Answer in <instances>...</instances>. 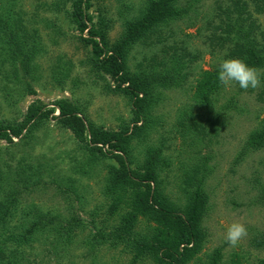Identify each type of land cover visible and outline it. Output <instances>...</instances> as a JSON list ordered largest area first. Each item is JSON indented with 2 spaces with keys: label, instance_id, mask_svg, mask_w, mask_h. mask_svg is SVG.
<instances>
[{
  "label": "rangeland",
  "instance_id": "1",
  "mask_svg": "<svg viewBox=\"0 0 264 264\" xmlns=\"http://www.w3.org/2000/svg\"><path fill=\"white\" fill-rule=\"evenodd\" d=\"M73 1L64 5L60 0H0V122L24 124L28 108L34 104L41 105L37 114L53 110L23 127L21 135H29L26 153L0 140V176L30 180L35 172L40 180L21 195L19 214L0 219V264H129L133 259L126 245L130 241L112 248L105 237L96 234H108L117 225V216L109 215L115 201H122L120 208L131 205L132 211L134 193L144 188L135 186L134 181L113 185L117 160L105 144L98 146L106 155L91 148L87 129L110 137L128 126L126 134L130 135L141 122H131V104L116 88L118 76L100 77L94 69L87 31L100 30L99 24L104 22L106 45H114L132 30L131 23L142 20L150 0H83L86 30L82 33L72 18ZM170 1L187 16L166 29L158 27L133 44L126 68L133 71L148 64L154 55L176 54L182 47H186L184 54L190 52L194 57L187 59L183 87L160 95L162 100L151 113L155 120L152 127L143 138L128 142L130 168L142 174L146 161L159 152V158L166 159V166L160 167L159 190L177 205L185 201L180 190L184 173L194 169L200 175L199 169L207 170L201 181L207 195L200 223L204 241L185 264H206L216 249L220 264H259L264 260V204L260 201L264 194V140L256 136H264V76L257 89L219 83V88L199 97L194 86L205 82L204 74L213 72L214 67L218 70L223 60L237 57L244 61L248 57L243 40L218 42L225 36L228 13L245 7L236 26L241 25L244 33L250 30L249 48L261 49L258 54L264 55V1ZM236 4L241 7L235 9ZM99 42L105 48L101 38ZM244 51L242 56L237 54ZM255 68L264 70V66ZM61 100L79 107L78 115L86 126L84 141L58 121L55 104ZM179 121L191 126L190 132H183ZM194 121L206 132H193ZM30 125L34 129L29 132ZM197 164L199 169L194 168ZM2 214L0 210V218ZM107 217L114 220L100 226ZM137 217V229L153 227L143 214ZM234 221L248 229L247 237L236 247L225 241L226 229ZM103 240L109 243L101 244ZM254 240L259 241L257 247ZM134 264H154V260L142 256Z\"/></svg>",
  "mask_w": 264,
  "mask_h": 264
},
{
  "label": "trees",
  "instance_id": "2",
  "mask_svg": "<svg viewBox=\"0 0 264 264\" xmlns=\"http://www.w3.org/2000/svg\"><path fill=\"white\" fill-rule=\"evenodd\" d=\"M60 1L64 5L69 2V0ZM82 4L83 0H74L72 2V18L81 33L86 30ZM174 4L176 3L170 0H150L142 20L131 23L130 28L132 30L127 35L122 36L114 45H106L103 36V33H105L103 32L104 22L99 24L100 30L98 28H91L87 31V43L92 46L90 62H92L94 69L100 77L102 74L109 75L110 77L118 76L116 88L119 91H123L128 102L131 104L133 115L131 122L134 124L141 122L140 126H134L130 135L126 134L128 126L125 127L126 130L114 133L110 137L104 132L99 133L95 131L93 128L87 129L90 137L89 144H93L91 148L102 152L98 145L105 144L110 147L108 150L109 155L117 160L119 168L112 173L115 181L113 185L119 186V184H128L134 181L137 183L135 186L144 188L140 192L134 193V209L132 211L129 210L131 205L120 208L123 204L122 201L120 199L115 201V206L112 209L110 208L109 215L117 216V225L112 227V231L108 234H103L102 231H97L96 234H101L103 238L105 237L110 242L112 248L120 247L125 242L130 241V243L126 244L129 250L133 252V259L129 264L137 263L142 256L154 260V264H185L201 249L204 241L205 234L201 229L200 223L205 213L207 195L202 191L201 181L205 179L208 171L199 169V164H197L194 168L199 169L200 175L194 169L185 172L182 185L180 186L185 201L178 205L172 204L163 195L162 191L159 190V187L162 185L159 180L160 167L166 166V159H160L157 155L159 152L152 155L149 161H146L148 165L141 174L130 168L132 157L130 149L127 146L128 142L134 137L143 138L144 132H148L152 124L155 123V120L151 118V113L162 100L160 95L166 90H176L183 87V80L186 76L183 71L187 59L190 61L194 57L190 52L184 54L183 52L186 51V47H182V52H177L176 54L163 52V56L154 55L148 64L145 66L140 64L133 71L126 68V58L133 44L141 41L143 38L146 39L148 37L147 34L151 35L155 33L158 27L166 29V27L174 22L187 16L188 13L185 10L176 8ZM239 7L241 6L235 5V9ZM244 12L245 7L237 10L234 14L228 13L226 16L225 36L223 38L220 37L219 40L216 39L221 43L225 41L230 43L235 38L237 41L243 40V44L248 47L246 49L248 57L244 61L252 67L264 66V55L258 54L261 49L255 50L254 48H249L251 45L249 43L250 30L244 33L241 25L236 26L239 23V19L243 18ZM2 33L6 35L5 32ZM99 37L103 40V45L105 46L103 49L101 48ZM3 41L6 45L10 44L9 40ZM244 53L245 51L238 52L237 54L242 56ZM230 54L234 56L235 52H230ZM217 73L218 70L214 67L213 72L204 74L205 82H196V86H194L196 96L200 97L201 94L207 96L210 90L219 88ZM126 83L128 85L122 87ZM40 106V104H34L28 108L24 124L6 123L4 125V122H0V140H6L8 146L19 148L21 154L26 153L28 146L26 142L29 135L28 133L21 135L23 127L34 120L37 123L43 116L51 115L53 112V110L49 109L41 111L43 114H37L36 111L40 110ZM55 106L59 111L57 119L62 126L69 129L80 142L84 141L83 133L86 131V126L84 120L78 115L79 107L76 106V103L70 100H61L56 102ZM179 125L182 127L183 132H190L189 128L191 126H188L186 122L179 121ZM184 128H188V130ZM32 129H34L32 125L27 128L29 132ZM192 129L193 132H206L202 124L196 121L193 122ZM11 136L15 138L19 137L18 142H14ZM256 137L264 140L263 135ZM259 145L261 144L259 143ZM115 152L121 154L118 155ZM103 154L106 155L107 153ZM3 159L8 163L7 159ZM8 165L4 164V167ZM22 179L17 178L15 181L14 177L4 179L0 176V210L3 213L0 219L6 216L13 219L17 213L19 214L22 208V204H20L22 200L21 195L23 196L31 186H35L36 182L38 185L40 181L37 179L35 172H33L32 179ZM20 182H22L21 185ZM260 201L263 205L264 194ZM124 202L126 201L124 200ZM139 214H143L148 221L152 222L153 227L145 226L144 229H137V216ZM110 218H103L100 226L102 224L103 226H107ZM257 239L258 237L255 238V240ZM255 240L253 243L257 247L259 241L257 243ZM108 241L103 240L101 244H108ZM110 246L107 247L111 249ZM147 255H153V257ZM220 259L219 249H216L214 256L206 264H220ZM259 264H264V260L260 261Z\"/></svg>",
  "mask_w": 264,
  "mask_h": 264
},
{
  "label": "clouds",
  "instance_id": "3",
  "mask_svg": "<svg viewBox=\"0 0 264 264\" xmlns=\"http://www.w3.org/2000/svg\"><path fill=\"white\" fill-rule=\"evenodd\" d=\"M262 76L264 70L249 66L240 58L223 60L217 73V79L224 87L238 85L243 90L259 88ZM247 235V227L241 222L234 221L226 229L225 241L230 246L236 247Z\"/></svg>",
  "mask_w": 264,
  "mask_h": 264
}]
</instances>
